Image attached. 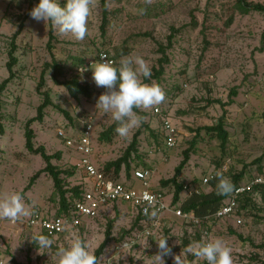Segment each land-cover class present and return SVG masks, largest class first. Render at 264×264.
Listing matches in <instances>:
<instances>
[{
  "label": "rangeland",
  "instance_id": "obj_1",
  "mask_svg": "<svg viewBox=\"0 0 264 264\" xmlns=\"http://www.w3.org/2000/svg\"><path fill=\"white\" fill-rule=\"evenodd\" d=\"M254 1L264 3V0ZM39 2L0 0V82L9 75L7 61L12 35L20 23H24L17 39L16 75L3 92L5 132L0 135V199L14 192L21 193L27 205L35 202L31 215L40 213L53 217L60 209L59 196L54 194L53 179L47 172L41 173L26 189L30 177L46 164L40 154L27 150L24 136L25 123L37 114V107L44 99L41 92L46 90L53 103L46 107L43 121L36 120L32 124L35 143L43 144L48 152L63 151L62 159L53 162L64 168H74L75 174L66 179L69 188L89 187L90 182L76 165L82 154L66 147L58 131H75L74 123L87 115L94 120L92 159L96 165L121 156L133 134L142 129L140 157L131 161V173L135 168L151 169V187L162 191L169 203H173L175 186L163 181L174 175L184 151L193 143L190 160L179 177L184 185L199 186L200 192H206L210 185L209 180L203 183L204 179H210L217 172L230 180L243 172L241 183L257 174L264 176L263 13H236L233 22L227 25L229 12L225 5L228 0L111 1L109 21L103 34L102 4L97 0L86 38L78 41L71 34H60L54 27L56 40L51 51L47 46L49 23L37 22L30 16ZM58 2L63 6L66 0ZM161 9L165 10L158 16L143 14ZM171 33L174 37L172 45L166 49L168 62L164 63V73L145 83H158L166 93L165 101L159 106L179 131L176 146L166 145L161 128L162 115H154L152 108L143 110L146 115L142 123L134 127L127 138L115 134L112 141H101V131L115 121L110 114L96 108L104 89L97 87L92 78L91 65L96 62L98 52L108 47L116 59V67L124 58L141 57L153 72L154 67H160L159 59L163 55L159 44H167ZM53 57L64 69L57 81L51 67ZM81 67L88 70L82 72ZM43 73L44 84L38 90ZM75 77L90 87V95L80 94L74 98L67 87L58 82ZM234 88L238 94L232 97L234 102L227 106L225 116L229 138L222 145L216 133L205 127L216 124L224 112L215 99L228 101ZM60 109L66 110L70 117ZM117 178L129 180L124 166ZM257 186L249 193L246 206L242 204L247 196L242 197L234 215L222 219L211 217L199 224L166 211L157 224L147 219L134 227L138 213L128 203L102 207L94 218L83 216L78 227L49 236L40 228L26 224L31 215L15 223L0 218V264H53L50 253L54 254L58 247H67L72 238L84 240L95 253L105 239L110 222L114 239L100 257L101 264H153L158 251L156 240L162 237L168 238V246L172 249V255L165 257L166 264H173V257L181 253L185 264H207L206 260H197L188 248L196 242L217 237L231 248L234 264H263L264 247L256 245H264V183ZM135 187L141 188L142 183L136 181ZM189 194L184 188L175 206L180 207V202ZM238 218L243 219L242 223H237ZM38 235L54 238L52 247L39 249L32 240Z\"/></svg>",
  "mask_w": 264,
  "mask_h": 264
},
{
  "label": "clouds",
  "instance_id": "obj_2",
  "mask_svg": "<svg viewBox=\"0 0 264 264\" xmlns=\"http://www.w3.org/2000/svg\"><path fill=\"white\" fill-rule=\"evenodd\" d=\"M146 2L150 3L151 0ZM96 5L97 0H66L63 6L58 0H40L31 10L30 16L46 25L51 22L60 34H71L76 40L82 41L89 33L88 23ZM91 69L96 86L105 89L97 99L96 108L111 115L117 122L116 134L122 138H127L130 131L142 123L135 109L149 110L166 99L161 85L144 82L145 79H151L152 72L147 61L141 57L124 58L119 67L101 57L100 61L91 65ZM87 70L81 67L82 72ZM168 145L172 146L171 140ZM216 178L218 195L227 196L235 191L228 177L217 172ZM34 206L35 202L27 205L24 196L14 192L0 199V218L15 223L31 215ZM167 239L162 237L156 240L158 251L154 255L153 264H166L165 257L172 255ZM32 240L39 249H50L54 243V238L44 235L33 236ZM188 251L197 260H206L207 264H234L231 248L220 237L196 242L194 246H189ZM50 254L53 264H101V258L90 251L88 244L80 238H72L67 247H58L54 254ZM173 264H185L183 253L173 257Z\"/></svg>",
  "mask_w": 264,
  "mask_h": 264
},
{
  "label": "trees",
  "instance_id": "obj_3",
  "mask_svg": "<svg viewBox=\"0 0 264 264\" xmlns=\"http://www.w3.org/2000/svg\"><path fill=\"white\" fill-rule=\"evenodd\" d=\"M111 1H116V2H121V0H101L102 4V12H103V20H102V25L101 28L103 30V34L106 32V27L109 21V2ZM226 8L228 10V17L226 20V24L230 25L233 20L234 16L236 13L240 14H250L252 12H259L264 14V3L260 1H254V0H228V3H226ZM165 9L157 10L153 14H150L149 11H145L143 14H149L150 16H158L162 12H164ZM196 24L195 22H193ZM24 28V23H20L19 28L14 32L11 38L10 42V49L8 52L9 55V60L7 61V68L9 71L8 77H6L2 82H0V135L4 134L5 128L2 123V114H3V92L6 90L9 82L15 77V65L18 63L19 59L16 54V51L18 49V43L17 39L20 33L22 32ZM49 39L47 46L48 48L52 51L53 48V41L56 40L55 33H54V26L49 22ZM174 33H171L168 36V41L167 44L160 43L159 44V49L161 52H163V55L160 57V67H154L153 72H152V78H160L161 75L164 73V63L168 62V57L166 54V49L169 48L172 45L173 41V35ZM207 40V37H205ZM262 43L264 44V33L262 34ZM207 45V42H206ZM206 45L204 46V49H206ZM263 47V45H262ZM107 51L108 47L105 48ZM263 50V48H261ZM126 52V51H122ZM53 68V75L56 79L58 80V76L63 74V67L62 65L53 57V63L51 65ZM151 79H145L144 82H149ZM64 86L67 87L69 90L70 94L74 98H78L80 94L84 95H90L91 90L90 87L87 84H83L80 82L78 78H72L64 81H58ZM44 84V73L42 74V77L40 79V82L38 84V90L42 88ZM43 95L44 99L42 103H40L37 107V114L33 117H30L26 123H25V130H24V136H25V146L28 151L34 154H40L42 158L45 160V166L35 172L31 177L28 185L26 186V189L29 188L30 186L33 185L34 181L40 176L41 173L47 172L53 179V184L55 187L54 194L59 196V201H60V209L58 213L55 216L62 215V214H70L72 212V207L74 204V200L78 199L81 197L82 192H83V187L81 185H76L71 188L67 187V182L66 179L68 177H71L75 174L74 168H64L58 164H55L53 162L54 159L61 160L63 151L62 150H57L55 152H48L46 147L43 144H36L35 143V130L32 127V124L36 120L43 121L45 117V109L47 106L51 105L53 102L50 98V93L49 91H43L41 92ZM238 91L236 88L232 90L231 97L228 101H222L220 99H215V102H219L224 109V112L222 116L217 120L216 124H213L211 126L205 127L208 131L216 133L217 137L221 140L222 145H225L228 141L229 138V132L227 131L225 127V116L227 113V106L232 104L234 102V99L232 98L234 95H237ZM57 106V105H55ZM59 107V105L57 106ZM64 114H66L68 117L69 113L64 110L60 109ZM139 116L144 119L146 113L141 111L140 109H135ZM163 111V110H162ZM164 112V111H163ZM145 125V124H144ZM117 127V122H114L113 124L109 125L106 129L101 131L99 135V139L101 141H112L113 136L116 134V129ZM145 127L148 128L147 125ZM142 133V129L139 128L132 137L131 142L129 145L126 147L124 150L123 154L119 156L118 158L114 160L107 161L103 163L102 165H98V167L101 170H104L106 172L111 171V169H114L115 176L118 177L123 166L125 167L126 175L127 177H131V161L135 159L136 157H140V152H139V137ZM194 146V143L192 147ZM189 148L184 151L183 153V158L181 161L176 165L175 170H174V175L166 180L163 181L164 184H169L173 183L175 186V192L173 196V204H177L180 199H181V192L184 189V184L182 181H180L179 177L182 173V170L190 160V152L193 148ZM146 168V167H142ZM243 177V172H240L237 175H234L232 178V183L234 186H238L241 183V179ZM217 178L216 175L210 177L209 179V185H210V190L206 192H193L189 194L184 200L180 202V208L184 211L187 212H192L193 214L199 216V217H205L208 215L214 214L216 211H218L222 205L226 202V199L230 196H223V195H218L217 194ZM258 186H255L257 188ZM249 193H252L251 191L244 193L242 197L247 196L246 200L243 202V206H246L248 204L249 199ZM142 216L137 215V218L134 222V227L139 225V222L141 220ZM113 229V224L110 222L108 225V228L106 230V236L105 239L101 242L99 247L95 250V255L100 258L106 247L108 246L109 242L114 239L112 237V231ZM129 231H127L128 233ZM49 236V234H48ZM240 237H242L241 234H239ZM256 246H261L264 247V245H256ZM191 264V263H188ZM264 264V261H263Z\"/></svg>",
  "mask_w": 264,
  "mask_h": 264
},
{
  "label": "built area",
  "instance_id": "obj_4",
  "mask_svg": "<svg viewBox=\"0 0 264 264\" xmlns=\"http://www.w3.org/2000/svg\"><path fill=\"white\" fill-rule=\"evenodd\" d=\"M101 57L116 64L115 57L106 49H101L98 52L96 61H100ZM103 92H105L104 89L101 90V93ZM152 113L157 116L162 115L161 128L166 145L169 147L168 141L171 140L172 146L169 148L176 146L179 131L171 118L163 114L159 105L152 108ZM74 124L75 131L68 132L66 129H60L58 136L66 147L82 154L80 161L76 165L84 171L85 176L90 182V186L84 187L81 197L74 200L70 214L47 217L40 213H34L26 220L28 226L38 227L49 235H57L72 227H78L82 222L81 218L83 216L94 218L102 207L115 203H128L132 205L137 210V213L142 216L140 221L152 219L153 224H157L160 215L166 211L173 212L197 224L211 217L222 219L230 217L238 211L239 199L244 193L264 183V176L262 174L254 175L248 182L240 183L236 186L235 191L230 194L218 211L212 215L199 217L192 212H187L180 207H176L173 203H169L162 191L153 189L150 183L152 170L149 168L141 167L133 169L129 180L124 181L119 180L115 176L114 169H111L109 172L101 170L92 159L95 150L93 145V117L89 115L82 116ZM208 180L206 177L203 183L208 182ZM136 181L142 183L141 188L135 187ZM184 188L189 190L190 194L200 192L199 186L185 184ZM149 199L151 202H149ZM153 213L156 215L153 216ZM242 220V218H238L236 221L237 223H242ZM149 232L148 230L147 233Z\"/></svg>",
  "mask_w": 264,
  "mask_h": 264
}]
</instances>
